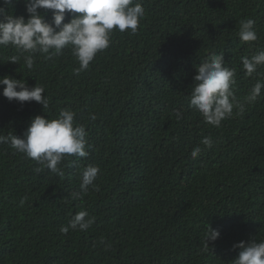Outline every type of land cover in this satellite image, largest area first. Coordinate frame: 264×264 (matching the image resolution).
I'll list each match as a JSON object with an SVG mask.
<instances>
[{
	"label": "trees",
	"instance_id": "16d2710c",
	"mask_svg": "<svg viewBox=\"0 0 264 264\" xmlns=\"http://www.w3.org/2000/svg\"><path fill=\"white\" fill-rule=\"evenodd\" d=\"M140 2L136 34L114 30L109 48L78 74L70 46L51 59L38 53L32 69L15 48L0 46V77L37 83L49 99L44 110L35 101L10 102L0 85V134L22 137L31 118L68 108L90 146L85 158L66 157L59 176L34 171L35 161L0 144V264H231L239 253L233 245L264 239V89L244 103L264 82V66L247 76L240 61L264 50V0ZM0 6L27 18L22 0ZM38 11L51 22L50 10ZM245 18L256 22V42L237 36ZM70 19L66 13L64 22ZM216 52L235 70L232 91L244 103L220 127L189 107L196 66ZM14 55L19 64L7 62ZM204 137L213 146L201 144L193 159ZM88 165L100 169L95 187L74 199ZM79 211L94 223L62 233ZM208 225L220 235L204 251Z\"/></svg>",
	"mask_w": 264,
	"mask_h": 264
},
{
	"label": "clouds",
	"instance_id": "9594fccd",
	"mask_svg": "<svg viewBox=\"0 0 264 264\" xmlns=\"http://www.w3.org/2000/svg\"><path fill=\"white\" fill-rule=\"evenodd\" d=\"M21 0H3V5L13 6ZM27 18L13 16L5 7L0 6V46H12L23 55L24 64L32 69L36 55L43 54L45 59L62 55L63 50L69 48L79 63L77 74L88 69L98 52L108 49L111 44L113 31L136 34L140 20L145 15V9L140 0H22ZM39 9L51 11V22L46 21L45 14ZM66 13L71 16L65 21ZM255 21L245 18L238 21L237 36L245 43L258 40ZM20 56H10L7 62L16 64ZM240 61L245 74L252 76L260 66H264V50H258L255 55L241 56ZM19 64V63H18ZM197 74L193 77V85L189 95V107L194 108L203 117L206 124L220 127L224 119L233 116L234 108L237 114L244 110V103H253L261 95L264 82L258 80L252 87L244 103L236 99L232 91L235 84V70L227 67L223 52H216L196 66ZM0 85L5 86L2 95L10 102L35 101L49 107V99L43 86L37 83L29 86L23 78L17 79L10 75L0 77ZM177 120L183 116L182 111L174 110ZM76 113L68 108H61L56 118H45L36 115L31 118L22 137L10 132L0 134V144H8L25 159L35 161L38 165L34 169L41 172L47 169L51 173L63 176L61 162L70 156L85 158L88 133L84 126L74 123ZM91 119H95L92 115ZM213 146L211 137H204L191 150V157L196 159L203 149ZM100 169L95 165H88L80 177V193H73V198H82L94 181ZM27 197H22L23 206ZM95 218H89L87 211L76 212L67 226L61 227L62 233L71 230L86 231ZM219 231L207 226L203 238V250L208 251L210 243L219 238ZM101 243H104L102 240ZM107 246V245H106ZM239 249L238 256L231 264H264V239L240 241L233 245Z\"/></svg>",
	"mask_w": 264,
	"mask_h": 264
}]
</instances>
